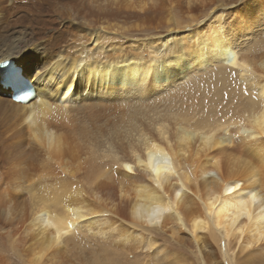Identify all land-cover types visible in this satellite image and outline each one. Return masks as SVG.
<instances>
[{"label":"bare ground","instance_id":"bare-ground-1","mask_svg":"<svg viewBox=\"0 0 264 264\" xmlns=\"http://www.w3.org/2000/svg\"><path fill=\"white\" fill-rule=\"evenodd\" d=\"M96 1L106 3L108 15L94 29L75 33L56 16L65 19L67 6L80 14L83 0H0V62L24 65L37 88L36 97L23 104L0 85V144L24 155L38 152L42 163L41 172L30 174L19 165L1 166L0 188L31 193L29 228L37 253L60 245L83 224L88 230L96 224L97 233L107 234L101 225L108 217L101 213L109 212L132 230L186 227L198 243L199 231L209 230L226 264H264V48L249 56V46L236 37V29L224 27L219 15L210 13L209 25L198 26L201 17L193 10L206 6V0ZM20 2L32 4L24 12L38 10H32V21L44 13L51 40L32 48L26 36H16L20 21L13 15L20 13ZM122 6L134 8L138 22L165 17L157 43L150 37L130 43L138 52L107 44L102 37L107 32L132 29L130 20H116L117 14L131 13ZM244 7L236 26L247 33L264 11V0L260 8ZM9 27L6 38L1 33ZM193 68H210L203 72L210 75L221 69L240 74L247 94L240 120L206 127L181 117L170 101L162 108L153 105L167 100L161 94L175 85L172 79L183 88L198 79L189 75ZM120 105L132 113L124 126L125 147L119 142L121 130L104 132ZM129 228L124 223L119 228L112 244L116 251L133 253L145 242L155 244L152 236ZM200 251L199 260L208 261L204 246Z\"/></svg>","mask_w":264,"mask_h":264},{"label":"rangeland","instance_id":"rangeland-1","mask_svg":"<svg viewBox=\"0 0 264 264\" xmlns=\"http://www.w3.org/2000/svg\"><path fill=\"white\" fill-rule=\"evenodd\" d=\"M260 1L263 0H250L248 2L244 0H206V6L198 4L197 9L193 11L195 15L201 17L199 22H197L198 26L201 27L209 25L210 13L221 16L224 27L229 31H233L230 29L231 27L236 29V37L242 43L249 46L248 53L251 56L259 54L264 48V22L260 20L261 14H264V11H261L257 22L253 24L247 33H244L241 28L236 26V20L238 19L237 14L239 11L244 10V4L249 3L260 8ZM19 4L21 8L20 13L13 15L15 19L18 18L20 21V26L17 27L20 31L16 32V36H26L30 40L29 44L32 48L38 43H45L51 40L53 36L51 23L44 16V13L41 15V20L32 21L30 17L35 16L32 12L38 10L32 8L33 11L24 12L28 8L25 6L30 7L32 4L24 2H20ZM105 4L102 1L83 0V5L77 7L81 9L80 14H76L74 8L64 7L65 19L56 16L58 18L57 22L68 25L67 31L76 33L75 30H77L86 33L94 29L98 20L108 15V10L104 8ZM121 8L131 13H124L129 15V17L124 14H117L116 20L120 24L125 20H130L132 29L126 27L118 32H107V35L104 34L102 36H106L107 44L113 45L112 42H116L121 45L123 44L125 50L129 48L138 52L140 50L134 46L129 47L130 43L138 44L139 42L141 44L140 41L148 37L154 38L157 43L159 33L166 28L164 24L165 17L163 15H152V18H154L152 21L149 19L150 21L143 22L140 20L138 22L135 20L136 16L132 14V12L135 13L134 8L127 6H122ZM177 13L186 14L185 10L181 12L178 9ZM138 23L140 25L136 26ZM11 33L12 29L9 27L5 33L1 34H4L8 38ZM201 67L203 68V66ZM202 68L195 70L193 68V71L189 75L190 77H195L194 74H196L198 79L193 80L191 84L190 82L186 83L184 88L179 87L180 81L172 79L171 81L175 85L170 90L163 91L161 94V98L164 97L167 100L163 103L159 98L152 102L153 105H160L162 108L170 101V104L174 108L181 109L178 112L181 117L186 119L193 117L206 127L220 128L223 124L240 120L243 113L242 103L247 99V94L241 88V81L238 78L240 74L237 72L230 73V71L228 75L224 71L220 73L222 69L216 71L217 74L213 73L210 75L209 72L203 74L204 71L210 68L206 70H202ZM24 69L26 71L25 66ZM192 87L194 89H191ZM124 109L126 110L123 114ZM131 115L132 113L127 109V105H120L118 106L117 115L114 116L111 113L106 126H104L105 133L114 128L121 130L119 142L124 147L127 144L126 139L123 138V135L126 136L124 129L128 128L124 126L129 124L128 120ZM223 134L229 135L224 138L231 139L229 132L223 131ZM231 152L233 153L234 151L232 150ZM234 153L237 155L242 154L239 150H236ZM15 160H18V162ZM40 161L41 155L38 152L33 155L31 153L24 155L11 152L0 144V167L4 165L8 167L13 164V167L18 168L17 166L19 165L23 171H28L29 174L30 172L37 173L42 170V163ZM102 178L105 179V177ZM32 203V195L28 190L0 188V264H226L216 242L210 236L209 230L199 231L201 240L198 243L192 238V233L186 227L179 230L178 225L171 224L166 229L157 227L149 231L140 228L132 230L133 227L129 223L118 219L114 214L109 212L101 213V215L104 214L108 217V219L104 220L105 223L101 225V228L106 230L107 234L97 233L96 230L98 228H96V224L92 225L90 230L83 224L82 228L68 234L69 236L64 238L60 245L51 248L44 254H40L37 253L39 246L35 243L34 233L29 228L30 214L33 208ZM88 219H84V222ZM123 223L124 225H129V230L133 231L135 235L152 236L155 239V244L152 247H148L147 242H145L143 247H139L133 253H128L122 249V252L116 251L117 249L112 244ZM115 227L116 229H114ZM173 230H175V233H173ZM146 241L148 240L146 239ZM209 241L214 243L215 248L211 247ZM201 246H204L208 251L210 258L208 261L199 260L198 258V255L200 257L203 256V253L200 251Z\"/></svg>","mask_w":264,"mask_h":264},{"label":"snow or ice","instance_id":"snow-or-ice-1","mask_svg":"<svg viewBox=\"0 0 264 264\" xmlns=\"http://www.w3.org/2000/svg\"><path fill=\"white\" fill-rule=\"evenodd\" d=\"M125 167L127 168V171H128V172H132V171H133V169L131 168V166H129V165H125Z\"/></svg>","mask_w":264,"mask_h":264}]
</instances>
